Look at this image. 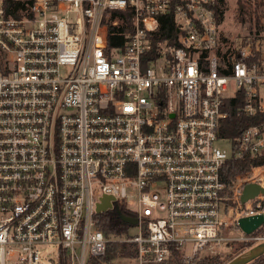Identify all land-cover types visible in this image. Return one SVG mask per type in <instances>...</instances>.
I'll list each match as a JSON object with an SVG mask.
<instances>
[{
    "label": "built area",
    "instance_id": "1",
    "mask_svg": "<svg viewBox=\"0 0 264 264\" xmlns=\"http://www.w3.org/2000/svg\"><path fill=\"white\" fill-rule=\"evenodd\" d=\"M5 1L0 264H38L46 245L67 264L102 257L110 241L99 216L119 205L137 220L122 241L137 264H166L173 253L188 264L257 239L220 232L264 214V196L240 203L244 185L264 187V165L232 191L220 171L230 159L264 157V38L224 50L216 11L264 0H11L15 18ZM166 15L175 46L154 38ZM228 98L254 121L233 141L217 136ZM103 197L111 207L97 213Z\"/></svg>",
    "mask_w": 264,
    "mask_h": 264
},
{
    "label": "trees",
    "instance_id": "2",
    "mask_svg": "<svg viewBox=\"0 0 264 264\" xmlns=\"http://www.w3.org/2000/svg\"><path fill=\"white\" fill-rule=\"evenodd\" d=\"M11 0L5 1V8L7 14L11 16L18 17L20 14L17 12V8L20 6V3H14L13 9L11 12L8 11L7 7ZM258 6L262 9V15L264 16V1L255 2ZM238 16L241 22H245L244 17L245 15L250 19L248 15V9L246 8L245 4L239 3L238 4ZM218 8V6L216 7ZM227 9L225 4L221 5V9L216 11V16L218 23L221 24L223 20V15ZM123 22L125 25H128L130 28V12L126 10L125 14H122ZM159 19V29L154 35V38H157V41L164 42L168 40L171 46L174 45V39L176 37L175 31V24L172 15L160 16ZM120 30H124V26L120 27ZM259 34L258 30H255L252 40L254 41ZM221 37V36H220ZM225 39V38H224ZM114 39L110 36L109 37V44L115 45L116 43L113 41ZM121 43V42H120ZM119 44V43H118ZM153 54V53H152ZM151 56L143 57V61L150 60ZM241 106V102L236 100L235 98H228L224 101L223 111L227 113V117L223 119L219 125L217 136L221 139H227L233 141L236 137H238L242 130L249 127L254 123V121L244 115L242 112H239V107ZM264 165V157H250L245 156L241 159H230L227 160L221 171H220V179L221 181L227 185L228 188L232 185L235 179L238 176H245L250 174L252 168ZM228 191V189H227ZM119 212L124 217H132V213L126 209L123 205H119ZM101 221L107 225L108 228V236L114 237V240L108 242L106 245V252L104 256L98 258H89L86 264H113L117 257H136V251L133 245L125 244L119 242L120 238L126 234V224L123 223L119 217V215L114 212H108L104 215L99 216ZM131 236H127L125 238H129ZM118 239V240H116ZM124 239V238H123ZM65 259L63 258L62 252L60 253L59 257V264H66ZM166 264H185L180 261L178 254L173 253L171 258ZM188 264H218L217 259H207V260H199L194 261ZM250 264H264V255L257 258Z\"/></svg>",
    "mask_w": 264,
    "mask_h": 264
},
{
    "label": "rangeland",
    "instance_id": "3",
    "mask_svg": "<svg viewBox=\"0 0 264 264\" xmlns=\"http://www.w3.org/2000/svg\"><path fill=\"white\" fill-rule=\"evenodd\" d=\"M245 5L250 14L248 15L250 19L245 15L244 17L245 22L240 21V18L238 16V7H237L238 5L235 6L234 4H230L227 6V9L223 15L222 23L220 24V28H219L222 48L224 50L230 49L235 43H237L241 38L245 36L255 37L254 35L255 30L259 31L257 37L259 36L261 38H264V16L262 15L261 7L258 6L256 3H248ZM216 145L220 149L225 150L227 153L230 152V144H228L227 142H222L221 140H218L216 142ZM250 174L245 176H238L230 186V190L232 191L233 187L235 186L239 187L242 183L246 182L245 180L248 179ZM231 205L232 207L234 206V204ZM125 224H126V229L124 232H126V234L120 238L119 242L121 243H124L122 241L127 239L125 237H127L128 235L133 236L138 231L137 227H127L128 224L127 223ZM237 229H229V230L224 229L220 232V235L223 236L224 238H227L228 236L239 235L240 232L239 229L238 231H236ZM105 233L110 242L114 240V237L108 236L107 232ZM253 237L257 239L248 240V241L228 242L227 244H222L221 246H219L216 255H209L207 253H203L201 256H199L192 262L213 258V259H217L218 264H226L233 258L243 254L244 252L248 251L251 247L263 241L264 225L253 233ZM65 263L67 264V262ZM38 264H59V259L57 261L56 248L54 246H47V245L41 246L40 260ZM113 264H137V261L134 258H130V257H117Z\"/></svg>",
    "mask_w": 264,
    "mask_h": 264
},
{
    "label": "water",
    "instance_id": "4",
    "mask_svg": "<svg viewBox=\"0 0 264 264\" xmlns=\"http://www.w3.org/2000/svg\"><path fill=\"white\" fill-rule=\"evenodd\" d=\"M264 196V187L256 184V183H248L243 186L241 196H240V203L244 205L245 203L253 200L257 196ZM112 198L110 197H103L101 203L97 205L96 212H103L107 208L111 207ZM119 215L121 221L127 223L130 226L136 225L137 220L124 217L120 214L119 210L116 211ZM264 225V214L253 215L248 217H242L237 220V227L238 229L245 235L253 234L259 228ZM264 255V240L255 246L251 247L248 251L244 252L243 254L233 258L226 264H250L257 258Z\"/></svg>",
    "mask_w": 264,
    "mask_h": 264
}]
</instances>
